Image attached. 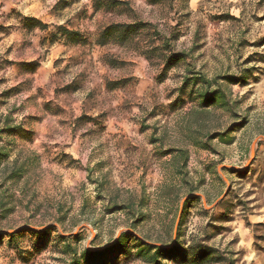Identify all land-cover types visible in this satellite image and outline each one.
<instances>
[{
  "label": "rangeland",
  "instance_id": "374dc122",
  "mask_svg": "<svg viewBox=\"0 0 264 264\" xmlns=\"http://www.w3.org/2000/svg\"><path fill=\"white\" fill-rule=\"evenodd\" d=\"M116 1L0 0V264H69L123 232L177 250L160 264L193 242L224 260L205 264H264V0ZM133 22L150 26L99 44ZM194 73L242 75L218 80L231 108L192 115ZM134 245L106 264H146Z\"/></svg>",
  "mask_w": 264,
  "mask_h": 264
},
{
  "label": "trees",
  "instance_id": "16d2710c",
  "mask_svg": "<svg viewBox=\"0 0 264 264\" xmlns=\"http://www.w3.org/2000/svg\"><path fill=\"white\" fill-rule=\"evenodd\" d=\"M108 7L115 8L119 6H129L128 2H121L116 0H107ZM150 25L143 22H133L131 24H111L106 27L101 34V41L99 44H103L102 41H105L110 35L118 34L119 38H116L118 41H126L133 35L137 34L140 30H144L148 28ZM64 35L67 36L71 41H74L79 37L78 32L63 30ZM178 59L177 56L168 57L167 64L171 63L172 60ZM194 76L191 78L185 79V86L191 85L192 87H196V100L198 101V105L200 110H193L192 115H203L207 113V109L209 107H219L223 109H230L232 103L229 101V98L225 91L221 88V84L218 83V80L226 81L227 83L234 84L242 79V75L238 78L233 76H222L221 78L215 77L212 80H208L200 73H194ZM231 130H229L230 132ZM228 131L224 132H215V133H206L203 137L205 142L195 140L194 144L203 148H209V144L207 142L211 141L214 138H217L219 142L228 144L231 142L232 138H230ZM178 154L180 157H184V162L186 160V153L183 150H179ZM10 178H13L11 176ZM177 199V198H176ZM186 201L183 205L185 207ZM113 209H111L112 211ZM142 221V218L135 219L132 222L131 228L133 230L136 229L139 222ZM182 218L180 220L179 226L181 225ZM49 232V230L44 231H32L35 235L36 240H40ZM178 235V233H177ZM10 237H14V235H10ZM61 240H65L64 237H59ZM134 242V248H136L137 256L141 257L146 264H160V259L165 257L172 259L173 254L178 255L177 250L175 248L166 249L161 245L152 244L148 241V238H140L137 237L133 232H123L119 235V237L111 243L109 246L95 250V251H87L83 250L80 252L79 256L77 253L72 254V258L69 264H106L110 261L111 257L122 251L125 248L127 242ZM176 244V242H175ZM189 252L192 253L191 259H189L190 264H205V263H220L223 260L222 256L218 254V251L210 246H207L202 243L190 244L187 248ZM121 253V252H120ZM177 253V254H176ZM182 257L187 258V251L184 250L181 253Z\"/></svg>",
  "mask_w": 264,
  "mask_h": 264
}]
</instances>
